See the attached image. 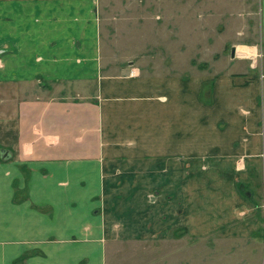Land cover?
Segmentation results:
<instances>
[{"label":"crops","instance_id":"crops-1","mask_svg":"<svg viewBox=\"0 0 264 264\" xmlns=\"http://www.w3.org/2000/svg\"><path fill=\"white\" fill-rule=\"evenodd\" d=\"M131 11L178 30L113 53L101 22ZM261 212L264 0H0V264L245 238Z\"/></svg>","mask_w":264,"mask_h":264},{"label":"rangeland","instance_id":"rangeland-1","mask_svg":"<svg viewBox=\"0 0 264 264\" xmlns=\"http://www.w3.org/2000/svg\"><path fill=\"white\" fill-rule=\"evenodd\" d=\"M147 10H155L158 14V8L152 10V7H150L147 8ZM126 15L127 12L125 15L119 17L115 16V18L110 16L101 22V35L103 41L113 53L119 52L124 54L128 52V54H130L133 51L134 53L141 52V54H143L145 51L149 50H152L155 53L158 49H161V47H159V42L161 41L160 35L162 36L165 32L171 34L178 30L177 24L169 22L167 29L160 34L162 30L160 29L161 19L159 17H155L156 22L153 24L149 22L147 23L143 20L138 21L137 19H134L132 15L137 16L134 11L130 12L129 18L122 20L123 16ZM218 23L219 22H216L214 25L216 33L223 30L219 27ZM219 24L223 27L221 23ZM117 30L120 31L118 34L120 38L115 39V32ZM141 33H144V41L137 42H140V44L143 45L140 48L133 50V47L129 44L137 38L143 39ZM197 34L198 33H196L195 36ZM129 37H135V39L133 41L127 40ZM168 42L171 41L168 40ZM144 43L146 46H144ZM165 43L166 41L162 43V46ZM239 47L240 46H238L237 49ZM194 57L196 59L200 58L199 56ZM163 58L164 63H166L169 57L155 56L158 63H162ZM217 58H219V56L212 57V59ZM188 60V57H183L184 64H187ZM260 215L262 219L260 230L253 233L248 232L245 238L226 235L225 237L214 241L213 237L210 236L204 241L192 236L191 239H193V241L168 240L166 245H162V247L154 244L147 245V242L144 245L139 244L111 247L107 249L106 252V264H264L263 213L261 212Z\"/></svg>","mask_w":264,"mask_h":264},{"label":"bare ground","instance_id":"bare-ground-1","mask_svg":"<svg viewBox=\"0 0 264 264\" xmlns=\"http://www.w3.org/2000/svg\"><path fill=\"white\" fill-rule=\"evenodd\" d=\"M249 51V48L248 47H245L244 45L243 46H240L238 49H237V52L239 54H245V53H248Z\"/></svg>","mask_w":264,"mask_h":264},{"label":"water","instance_id":"water-1","mask_svg":"<svg viewBox=\"0 0 264 264\" xmlns=\"http://www.w3.org/2000/svg\"><path fill=\"white\" fill-rule=\"evenodd\" d=\"M231 54H232V56H234V54H235V48L234 47H232Z\"/></svg>","mask_w":264,"mask_h":264}]
</instances>
